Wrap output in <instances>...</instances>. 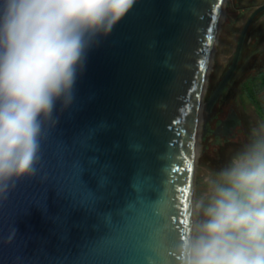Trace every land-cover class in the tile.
<instances>
[{"label":"water","instance_id":"95a60500","mask_svg":"<svg viewBox=\"0 0 264 264\" xmlns=\"http://www.w3.org/2000/svg\"><path fill=\"white\" fill-rule=\"evenodd\" d=\"M225 1L137 0L89 49L34 174L0 199V264H173L198 141L264 11L204 101Z\"/></svg>","mask_w":264,"mask_h":264},{"label":"clouds","instance_id":"9594fccd","mask_svg":"<svg viewBox=\"0 0 264 264\" xmlns=\"http://www.w3.org/2000/svg\"><path fill=\"white\" fill-rule=\"evenodd\" d=\"M137 0H0V199L35 172L41 137L67 107L87 53ZM173 264H264V120L200 179Z\"/></svg>","mask_w":264,"mask_h":264},{"label":"rangeland","instance_id":"374dc122","mask_svg":"<svg viewBox=\"0 0 264 264\" xmlns=\"http://www.w3.org/2000/svg\"><path fill=\"white\" fill-rule=\"evenodd\" d=\"M232 1L233 0L225 1L223 18L217 32V39L207 75L204 101L207 99L212 88L211 83L215 84L226 71L234 52L240 30L252 11L247 8H231L230 5ZM262 18H264V15H262ZM256 22V27L260 26L261 29L264 28V23H262L264 20H257ZM255 60L257 61H254L253 64L249 63L246 59V61L241 63L240 67L237 68L232 79L230 99L224 106L225 109L230 107L229 111L233 112L242 123L241 126L236 127L234 130L235 139L231 140L227 137L219 138L205 132L198 141L194 172L196 188H200V179L208 170L219 169L227 162L231 155L246 142L249 128L254 123L262 120L257 115L254 106L245 96L242 88V82L245 77L252 72L264 71V61H262L261 57L257 56ZM235 140L237 141L235 142Z\"/></svg>","mask_w":264,"mask_h":264},{"label":"trees","instance_id":"16d2710c","mask_svg":"<svg viewBox=\"0 0 264 264\" xmlns=\"http://www.w3.org/2000/svg\"><path fill=\"white\" fill-rule=\"evenodd\" d=\"M262 3H264V0H233L230 7L253 10L256 6ZM262 15H264V11L258 14L249 26L237 68L240 67V64L245 62L246 59L249 63L254 64V61H257L255 60L257 56H260L262 61H264V28L261 29L260 26L256 27L257 20H264ZM211 84L213 88L215 84ZM242 88L245 96L254 106L257 115L261 119H264V71L252 72L250 75L245 77L242 82Z\"/></svg>","mask_w":264,"mask_h":264},{"label":"flooded vegetation","instance_id":"af4514ba","mask_svg":"<svg viewBox=\"0 0 264 264\" xmlns=\"http://www.w3.org/2000/svg\"><path fill=\"white\" fill-rule=\"evenodd\" d=\"M236 70H237V67L235 71ZM233 75L231 76L228 84L225 86L222 93L220 94L215 104L213 105L211 113H210V117L206 122V128H207L206 133H210L214 135L215 137H219V138L227 137L228 139H231V140L235 139L234 130L236 129V127H239L242 124L241 121L237 118V116L233 112L229 111L230 107H228L227 109H225L224 107L228 103L230 99V93L232 92ZM221 77L216 81L215 85L218 83ZM213 88L211 89V91L213 90ZM231 129H232V132L230 133ZM236 141L237 140H235V142ZM199 191H200V188H196V185L194 182V195H198Z\"/></svg>","mask_w":264,"mask_h":264},{"label":"bare ground","instance_id":"6f19581e","mask_svg":"<svg viewBox=\"0 0 264 264\" xmlns=\"http://www.w3.org/2000/svg\"><path fill=\"white\" fill-rule=\"evenodd\" d=\"M203 116H201L200 120L202 119Z\"/></svg>","mask_w":264,"mask_h":264}]
</instances>
